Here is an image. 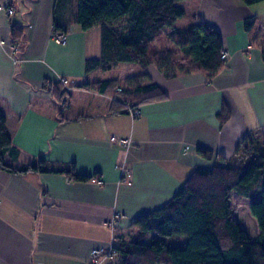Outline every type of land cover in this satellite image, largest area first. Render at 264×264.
I'll use <instances>...</instances> for the list:
<instances>
[{"label": "crops", "instance_id": "crops-1", "mask_svg": "<svg viewBox=\"0 0 264 264\" xmlns=\"http://www.w3.org/2000/svg\"><path fill=\"white\" fill-rule=\"evenodd\" d=\"M182 2L185 15L174 26L209 25L228 52L211 78L129 62L87 70V60L100 58V27L80 29L77 0H0L14 9L0 11V113L17 152L5 160L18 167L42 160L56 171L0 170V264H89L91 250L130 240L134 220L167 203L196 168H211L215 155L228 159L264 129V1ZM11 25L23 32L14 51ZM54 31L67 32V42L55 43ZM154 46L175 50L170 41ZM119 66L132 72L110 73ZM129 76L157 85L164 99L139 104L131 117L115 111L112 96L82 86ZM47 82L62 84L69 101L55 100ZM112 136L131 144L118 146ZM123 169L130 172L124 179ZM115 213L123 218L108 226Z\"/></svg>", "mask_w": 264, "mask_h": 264}, {"label": "trees", "instance_id": "trees-1", "mask_svg": "<svg viewBox=\"0 0 264 264\" xmlns=\"http://www.w3.org/2000/svg\"><path fill=\"white\" fill-rule=\"evenodd\" d=\"M182 1L185 0H77L74 21L80 29L100 27V58L87 60L86 69L101 65L108 70L129 62L142 67L154 64L172 75L195 72H202L207 78L216 75L225 66L220 59V34L205 24L176 28V21L185 15V11L177 6ZM241 1L250 6L264 0ZM254 23L255 18L247 19L245 29L250 30ZM163 32L175 50L153 49ZM9 39L12 45L20 44L22 30L11 25ZM82 86L112 96L115 111L123 109L125 103L139 106L165 97L157 85L143 86L138 76ZM43 87L58 102L65 103L70 99L69 91L58 82H47ZM251 142L248 145L247 141H242L228 159L215 155L213 166L196 168L167 203L138 216L132 223L133 237L128 241L119 239L115 246L118 251L115 263L264 264V129L259 130ZM198 152L207 159L213 157L209 151L198 149ZM16 154L6 131L5 117L0 113V170L14 174L56 172L42 160L19 167L6 162V155ZM231 192L247 199L259 195V200L248 206L259 231L253 241L231 216L228 203ZM177 236L187 238L183 246L166 244L165 238Z\"/></svg>", "mask_w": 264, "mask_h": 264}, {"label": "built area", "instance_id": "built-area-1", "mask_svg": "<svg viewBox=\"0 0 264 264\" xmlns=\"http://www.w3.org/2000/svg\"><path fill=\"white\" fill-rule=\"evenodd\" d=\"M0 11L5 12L6 15H11L14 12V9L12 6L8 4H0ZM68 33L65 31H54L51 34V39L57 43V44H65L67 42ZM18 45H12L11 50H16ZM229 55L228 52L224 49H221L220 51V59L224 62L227 61ZM60 81L64 84L66 83L65 80L60 79ZM124 111L129 114L131 117H137L140 115L141 111L139 109L138 105L132 104V103H125L123 105ZM111 141L116 143L118 146H122L125 148H128L131 144V140L129 138H117L115 136H112ZM123 179L128 177L130 172L127 169H123ZM98 183H101V181H98ZM123 215L121 213H115L111 221L107 222L106 224L111 227L115 224V221L118 219H122ZM90 262L89 264H113L115 263L117 257H118V251L115 248L113 244L108 245L105 248H96L90 251Z\"/></svg>", "mask_w": 264, "mask_h": 264}, {"label": "rangeland", "instance_id": "rangeland-1", "mask_svg": "<svg viewBox=\"0 0 264 264\" xmlns=\"http://www.w3.org/2000/svg\"><path fill=\"white\" fill-rule=\"evenodd\" d=\"M184 2H178L177 6H181L184 5ZM167 37L166 32L161 33L158 36V42L161 43H168V41H170ZM157 45H159V43H157ZM156 45V47H157ZM161 46V44H160ZM155 47V46H154ZM155 47V49H156ZM154 49V48H153ZM180 56L178 55L177 58H179ZM136 66H133V71H136L137 68H135ZM127 67H125L124 69H126ZM123 69L122 66H119L117 69L113 70L112 72H110L111 74H116V75H122V74H117L119 72H132V71H125ZM98 73H104V72H98ZM249 201L248 199H243L241 197H239L237 194H235L234 192H231L229 194V200L228 203L232 209V213L231 216L234 220H236L240 227L246 231L249 239L253 238L256 233H257V225L254 221V219L252 218V216L249 214V210H248V205H249ZM166 239V244L168 246L171 247H180L183 246L187 240L186 237L184 236H177V237H167Z\"/></svg>", "mask_w": 264, "mask_h": 264}, {"label": "bare ground", "instance_id": "bare-ground-1", "mask_svg": "<svg viewBox=\"0 0 264 264\" xmlns=\"http://www.w3.org/2000/svg\"><path fill=\"white\" fill-rule=\"evenodd\" d=\"M8 4V3H7ZM9 5V4H8Z\"/></svg>", "mask_w": 264, "mask_h": 264}]
</instances>
